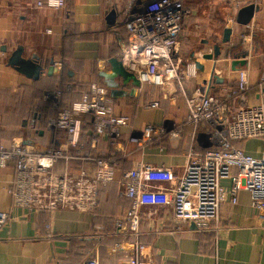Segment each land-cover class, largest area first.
I'll return each instance as SVG.
<instances>
[{
  "label": "crops",
  "instance_id": "obj_1",
  "mask_svg": "<svg viewBox=\"0 0 264 264\" xmlns=\"http://www.w3.org/2000/svg\"><path fill=\"white\" fill-rule=\"evenodd\" d=\"M38 1L0 0V144L66 147L65 133L49 130V119L60 109L71 108L91 83L98 82L108 89L116 114L130 117V125L122 129L120 140L100 136L93 146L90 117L85 116L78 149L115 155L118 177L149 163L169 179L152 183L158 204L142 208L139 233L131 234L117 226L129 206L118 182L100 188L92 211L29 210L13 205L9 193L13 166L0 167V211L9 213L0 228V264H82L94 256L100 264H122L136 255L153 264H264V211L252 205L250 191L240 190L235 203L228 197L212 229L201 232L193 223L175 219L167 190L172 179L184 173L189 150L213 146L202 125H185L176 137L168 133L188 114L186 93L225 95L237 87L239 71L246 70L249 102H259L261 92L254 85L264 77V0H182L186 15L181 69L194 63L196 74L185 75L182 83L169 79L163 85L146 82L139 87L120 75L110 77L114 61L125 66L121 53L128 41L124 24L128 0H65L62 8L38 6ZM249 4L257 7L252 20L237 24L239 9ZM227 27L233 31L223 42ZM215 45L221 47L217 60L204 59ZM20 48L23 57L38 58L44 70L38 79L10 64ZM51 66L56 69L49 73ZM110 79L117 84L116 91L107 84ZM154 101L158 107L150 106ZM147 125L158 129L149 140L143 134ZM238 141L246 153L264 158V138ZM78 149L71 148L74 154ZM81 166L84 161L75 157L59 160L55 169ZM221 184L232 187L228 178ZM138 244L143 246L140 251Z\"/></svg>",
  "mask_w": 264,
  "mask_h": 264
},
{
  "label": "built area",
  "instance_id": "obj_2",
  "mask_svg": "<svg viewBox=\"0 0 264 264\" xmlns=\"http://www.w3.org/2000/svg\"><path fill=\"white\" fill-rule=\"evenodd\" d=\"M127 44L121 59L142 83L163 85L174 79L182 83L184 76L195 75L193 64L182 71L181 53L186 10L182 0H128ZM38 6L62 8L65 0L38 1ZM261 92L257 103L249 102L251 86L246 70L238 73L237 87L221 96L186 93L188 114L180 125L167 129L179 136L185 125L205 126L204 135L213 145L203 151L191 149L187 153L184 173L172 179L167 188L175 219L194 223L198 231H209L217 221L221 205L228 199L237 201V193L251 192L252 205L264 211V158L246 153L233 143L246 138H264V77L254 85ZM239 102L237 108L235 103ZM158 107V101L150 104ZM90 117L92 145L98 137L108 136L118 141L122 129L130 125V117L118 115L108 89L93 82L82 98L71 108L60 109L49 119L48 129L65 133L66 147L50 146L44 149L21 141L0 144V167L12 165L14 176L9 193L14 207L48 212L58 209L92 211L98 204V192L118 182L121 195L131 201L130 207L117 220L120 230L138 234L144 206L156 205L158 193L152 183L166 179L165 173L152 164L140 163L118 177V158L78 149L83 119ZM158 131L147 125L143 134L150 139ZM75 147V148H74ZM72 149H78L76 154ZM81 158L84 166L77 170L55 169L56 163ZM228 178L232 187L226 189L221 180ZM9 219V213L0 211V228ZM142 245H136L140 251ZM82 264H100L99 258L89 257ZM122 264H153L136 255Z\"/></svg>",
  "mask_w": 264,
  "mask_h": 264
},
{
  "label": "water",
  "instance_id": "obj_3",
  "mask_svg": "<svg viewBox=\"0 0 264 264\" xmlns=\"http://www.w3.org/2000/svg\"><path fill=\"white\" fill-rule=\"evenodd\" d=\"M256 9L257 7L254 4L245 5L242 8H240L235 17L236 23L239 25H244V26L249 24L254 16ZM232 31L233 30L231 27L225 28L223 39H222L223 42L230 40ZM22 52H23V49L21 48L15 51L9 60L10 64L13 67H15L19 72L25 74L26 76L34 78V79H38L40 75L44 72L42 65L39 63L38 58L36 56H33L32 58H25L22 56ZM220 52H221V47L219 45H215L214 51L212 53H205L202 57L206 60L216 61ZM51 63L53 64L54 61L51 60ZM195 64L197 68L203 69V64L200 63L199 61H195ZM55 69L56 68L54 66H51L49 68V73H51L52 71H55ZM112 70H113V73H112V76L110 77L120 75L121 77L124 78V81L126 83L131 81L132 85H135L136 87L141 86V82L136 77V75L133 74L131 71H129L128 68L125 67L121 61L119 62L114 61ZM213 76L217 81L222 82V79L218 75L214 74ZM107 84L110 86V88H112L113 91L117 90L116 89L117 84L115 83L113 79L108 80ZM263 92H264V89H263ZM193 227L196 228L194 223H193Z\"/></svg>",
  "mask_w": 264,
  "mask_h": 264
},
{
  "label": "trees",
  "instance_id": "obj_4",
  "mask_svg": "<svg viewBox=\"0 0 264 264\" xmlns=\"http://www.w3.org/2000/svg\"><path fill=\"white\" fill-rule=\"evenodd\" d=\"M87 116H89V115H87ZM89 122H90V119H89ZM89 124H90V123H89ZM233 143L240 147V144H238V143H239L238 140H234ZM99 190H100V189H99ZM123 197H124L125 199H127V201H129V206H128V208H129L130 205H131V201H130V199H128V198L125 197V196H123ZM128 208H127V209H128Z\"/></svg>",
  "mask_w": 264,
  "mask_h": 264
},
{
  "label": "rangeland",
  "instance_id": "obj_5",
  "mask_svg": "<svg viewBox=\"0 0 264 264\" xmlns=\"http://www.w3.org/2000/svg\"><path fill=\"white\" fill-rule=\"evenodd\" d=\"M185 4H186V2H183V5L185 6ZM211 5H214V4H211V2H210V7H211ZM210 7H208L207 8V11H209V9H210ZM213 7V6H212ZM215 10L213 9V12H214ZM219 19H220V17H216V19L215 20H218L219 21ZM218 23V22H217Z\"/></svg>",
  "mask_w": 264,
  "mask_h": 264
}]
</instances>
